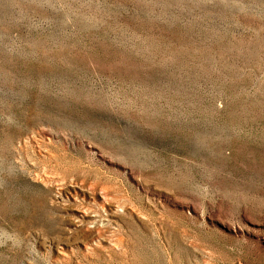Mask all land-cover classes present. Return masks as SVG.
<instances>
[{
    "label": "rangeland",
    "instance_id": "1",
    "mask_svg": "<svg viewBox=\"0 0 264 264\" xmlns=\"http://www.w3.org/2000/svg\"><path fill=\"white\" fill-rule=\"evenodd\" d=\"M0 264H264V0H0Z\"/></svg>",
    "mask_w": 264,
    "mask_h": 264
}]
</instances>
